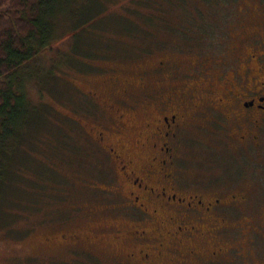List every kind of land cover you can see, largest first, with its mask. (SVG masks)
Here are the masks:
<instances>
[{"label":"rangeland","instance_id":"1","mask_svg":"<svg viewBox=\"0 0 264 264\" xmlns=\"http://www.w3.org/2000/svg\"><path fill=\"white\" fill-rule=\"evenodd\" d=\"M154 1L160 11L153 10L152 3L141 6L132 0H50L39 9L36 59L20 70L21 79L5 81L17 86L20 80L25 98L44 125L26 130L24 141L11 142L8 157L15 163L8 168L18 190L46 189L40 210L24 216L18 212L20 194L15 193L11 205L0 201V264H127L128 248L112 241L116 228H128L119 210L123 199L115 194L124 193V187L118 185L115 165L93 143L86 127L109 122L85 94H104L111 89L110 79H117L110 100L122 106L127 121L141 126L148 96L176 92L179 84L199 87L195 79L164 80L160 62L179 65L190 59L187 53L199 51L204 62L227 64L238 36L251 38L264 15V0ZM133 7L152 9L156 18L133 19L142 34L119 29L118 25L130 27L121 18L130 17ZM53 23L59 26L54 29ZM186 80L195 82H181ZM122 85L127 95H122ZM221 133L197 138L193 144L188 141L187 149L179 152L178 168L192 186L231 192L249 186L258 198L251 204L257 217L264 211V152L259 161L238 160V151L226 145L227 135ZM59 144L63 149L55 148ZM255 161L259 167L253 166ZM243 165L245 170L239 169ZM18 214L14 228L20 236H1L7 229H2L3 222ZM73 234L80 235V243L71 247L62 236Z\"/></svg>","mask_w":264,"mask_h":264},{"label":"flooded vegetation","instance_id":"2","mask_svg":"<svg viewBox=\"0 0 264 264\" xmlns=\"http://www.w3.org/2000/svg\"><path fill=\"white\" fill-rule=\"evenodd\" d=\"M258 28L247 40L238 36L227 64L204 62L199 51L187 53L190 59L179 65L160 62L164 80L195 79L199 87L179 84L181 91L148 96L141 126L127 121L122 106L110 100L117 79H110L111 89L104 94H85L109 122L86 127L124 187V193L115 194L123 199L119 210L128 228H116L112 241L128 248L125 263L264 264V211L257 217L253 213L251 204L258 198L250 187L231 192L192 186L178 168L179 152L188 141L221 132L227 135L226 145L238 151V160L262 159L264 15ZM138 81L143 88V78ZM127 94L122 85V95ZM257 161L254 167L260 166ZM244 165L239 169L245 170ZM62 241L74 247L80 235L62 236Z\"/></svg>","mask_w":264,"mask_h":264},{"label":"trees","instance_id":"3","mask_svg":"<svg viewBox=\"0 0 264 264\" xmlns=\"http://www.w3.org/2000/svg\"><path fill=\"white\" fill-rule=\"evenodd\" d=\"M47 1L50 2V0H0V201H2V205L5 202L11 205L10 200L16 196L15 193L20 194L17 206H19L18 212L23 216L25 212L40 210L43 197L41 195L45 192L46 187H35L32 192L25 193L20 189L18 190L17 186H12L11 182L14 175L8 167L11 163H15V161L13 159L9 160L8 150L11 148V142L18 144L24 141L25 137L23 133L26 130L30 127L41 126L44 122L43 117L39 118L38 121V117L34 113L36 109L32 105H29L28 99L25 98L26 95L22 92L23 87L20 80L17 86H14L12 82L16 77H19L20 70L22 72L26 66L29 67L36 59V20L39 16V9ZM133 1L136 5L141 6L150 7L151 3L152 5H157V1L154 0ZM154 9L160 11L158 6ZM153 10L149 9L146 12L133 7L130 17L124 16L121 18L130 27L117 25L125 34L134 35L136 33L134 32L135 30H137V33L142 34L143 28L136 24L133 19L139 18L152 22L156 19L153 15ZM58 26L59 24H56L53 28L55 29ZM87 46L89 47L90 44H87ZM10 78L13 81L7 83L5 80H10ZM19 78L21 79V77ZM36 122L41 123L35 125ZM55 148L61 150L63 146L59 144ZM5 159L9 161L4 163L3 160ZM20 215L18 214L14 220H5L3 222L4 226L1 228L7 229L3 231L4 233L1 236L6 238L20 236L19 230L14 228L16 220L21 218Z\"/></svg>","mask_w":264,"mask_h":264}]
</instances>
